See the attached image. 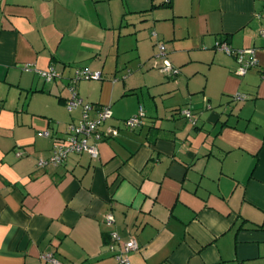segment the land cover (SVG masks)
I'll use <instances>...</instances> for the list:
<instances>
[{
  "label": "crops",
  "instance_id": "obj_1",
  "mask_svg": "<svg viewBox=\"0 0 264 264\" xmlns=\"http://www.w3.org/2000/svg\"><path fill=\"white\" fill-rule=\"evenodd\" d=\"M261 30L264 0H0V264H119L112 232L137 240L130 264H264ZM159 42L177 79L147 64ZM220 42L258 66L240 76ZM51 67L64 82L37 73ZM77 68L102 73L75 90L119 134L40 169L54 139L38 132L81 119L65 107Z\"/></svg>",
  "mask_w": 264,
  "mask_h": 264
},
{
  "label": "built area",
  "instance_id": "obj_2",
  "mask_svg": "<svg viewBox=\"0 0 264 264\" xmlns=\"http://www.w3.org/2000/svg\"><path fill=\"white\" fill-rule=\"evenodd\" d=\"M169 3L170 0H164ZM259 35L264 37V30L259 32ZM156 36V33H153ZM217 50L224 52L230 56H234L239 64L238 74L245 76L249 70L258 66L256 59L255 49L246 50H234L226 42H220L216 45ZM155 60L163 62V65L159 67V71L168 77H174L179 73L175 69L167 58V47L163 42L157 43V53ZM25 70H31L30 65L25 66ZM37 73L44 78L48 83L62 78V75L54 68L48 70H37ZM264 74V71H263ZM102 73L100 71H92L88 68H77L74 76L70 79V98L66 101L68 111L81 108L82 114L78 124H68L66 132L63 137H56L49 131L39 132V137L53 138L54 143L51 150V154L46 159H40L37 162V167L44 169L48 166H61L65 164L71 155L88 154L92 159L99 158L98 146L101 142L112 139L119 134L120 128L114 126L105 127L107 121L111 120L113 115L110 106H95L90 103H85L80 98L75 90V85L82 80H102ZM245 96H236L235 100H244ZM181 114L191 124L196 125V120L190 110H183ZM145 113L143 108L137 115L124 121V128L127 130H135L142 125ZM20 157V154H17ZM115 222L113 214H107L105 216V223L110 226ZM111 244L109 250L113 253L114 257L119 264H130V254L139 250V244L136 239L132 238L126 242H122L118 233H111ZM42 258L52 264H62L56 260L51 254H44Z\"/></svg>",
  "mask_w": 264,
  "mask_h": 264
},
{
  "label": "rangeland",
  "instance_id": "obj_3",
  "mask_svg": "<svg viewBox=\"0 0 264 264\" xmlns=\"http://www.w3.org/2000/svg\"><path fill=\"white\" fill-rule=\"evenodd\" d=\"M152 33V32H151ZM150 42V44L152 43L151 41H149ZM152 49H154L155 50V48H152L151 46H150V48L148 49V52L149 53H151V55H152V57L150 58V60L148 61V63L147 64H149V63H152V62H156V63H160V67L163 65V62H160L159 60H155V55H156V53H157V50H155V52H152L151 50ZM150 65H152V64H150ZM156 68H159V67H157V66H155ZM175 69H177L178 71H179V73H180V70H179V68H177L176 66H173ZM76 70V69H75ZM75 70L73 71V76H74V74H75ZM158 71V72H160L159 71V69H155V71ZM179 73L177 74V75H175L173 78H175V79H177V77H178V75H179ZM72 76V77H73ZM70 77L71 76H67L66 77V80H70ZM166 78L167 79H171V80H174L173 78H171V77H168V76H166ZM44 79V78H43ZM57 81L59 80L61 83L62 82H64V81H62V78H57L56 79ZM65 80V82H67ZM55 81V80H54ZM93 80H82V81H80V83H83V84H86V82H92ZM66 90H67V92L69 91L70 92V90H69V86L68 87H66ZM65 107H66V109H67V111H68V107H67V104L65 103ZM142 108V107H141ZM184 110H189V109H184ZM69 112V111H68ZM74 114H76L77 113V111H75L74 110ZM79 122V121H78ZM124 124V123H123ZM42 132H45V131H42ZM39 133V132H38Z\"/></svg>",
  "mask_w": 264,
  "mask_h": 264
},
{
  "label": "trees",
  "instance_id": "obj_4",
  "mask_svg": "<svg viewBox=\"0 0 264 264\" xmlns=\"http://www.w3.org/2000/svg\"><path fill=\"white\" fill-rule=\"evenodd\" d=\"M164 2H165V1H164ZM170 3H171V0L169 1V3H166V2H165V4H170Z\"/></svg>",
  "mask_w": 264,
  "mask_h": 264
}]
</instances>
